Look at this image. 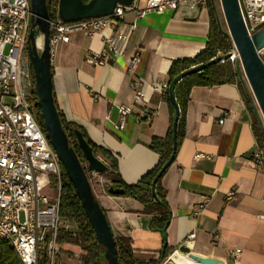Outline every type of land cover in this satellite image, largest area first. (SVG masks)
Segmentation results:
<instances>
[{"label": "crops", "instance_id": "crops-1", "mask_svg": "<svg viewBox=\"0 0 264 264\" xmlns=\"http://www.w3.org/2000/svg\"><path fill=\"white\" fill-rule=\"evenodd\" d=\"M144 2L133 0L119 19L116 25L127 37L120 54L110 56L107 63L92 64L85 57L101 51L104 35L116 25L92 35L72 30L67 33L68 40L54 43L50 54L58 111L117 159L118 171L127 184L137 181L157 162L158 154L148 143L153 136H164L168 128V104L153 84L167 81L174 59L193 57L202 50L209 30L206 8L191 16L179 8L138 17L136 9ZM134 52L139 53V61L129 69L127 60ZM136 77L143 80L144 97L139 101H134L131 88ZM242 79V87L251 95ZM243 88L237 83L191 88L184 137L161 177L171 213L168 246L176 249L185 241L193 251L222 264H233L234 249L240 250L234 264H264V170L252 161L256 140ZM119 105L131 108L122 128L115 127ZM152 110L156 114L151 116ZM229 191L234 193L228 199ZM94 195L113 235L129 237L135 256L147 259L158 255L161 236L149 229V215L140 212L138 201L109 195L101 186ZM191 232L194 237L188 239ZM63 260L79 264L66 254Z\"/></svg>", "mask_w": 264, "mask_h": 264}, {"label": "built area", "instance_id": "built-area-1", "mask_svg": "<svg viewBox=\"0 0 264 264\" xmlns=\"http://www.w3.org/2000/svg\"><path fill=\"white\" fill-rule=\"evenodd\" d=\"M238 4L251 35L264 25V0H238ZM206 5L207 0H145L136 9V15L183 8L191 16ZM130 7L116 4L110 14L73 21H62L58 16L49 19L50 54L58 39L68 40V32L81 30L92 35L105 27H113ZM30 21L29 0H0V241L14 250L20 264H65V254L81 264V248L59 241V233L74 229V224L60 214L62 165L36 115L37 96L27 55ZM126 37L127 32L116 25L109 35H104L101 51L87 54L85 60L96 65L107 63L110 56L120 54V45ZM226 60L233 64L239 62L233 43ZM138 61L139 53L134 52L127 60L128 68L133 69ZM142 85L140 77L132 81L134 101L144 97ZM167 86V81H157L153 89L163 93ZM130 110L127 105L118 106L120 117L116 128H122ZM154 114L156 111L152 110L150 115ZM252 161L257 168L264 167V152L257 143ZM88 173L98 186L103 188L107 183L99 173ZM233 193L229 191L226 198H231ZM193 237V232L187 235L188 239ZM239 251H232L233 264Z\"/></svg>", "mask_w": 264, "mask_h": 264}, {"label": "trees", "instance_id": "trees-1", "mask_svg": "<svg viewBox=\"0 0 264 264\" xmlns=\"http://www.w3.org/2000/svg\"><path fill=\"white\" fill-rule=\"evenodd\" d=\"M46 2L50 19L57 17L56 7L58 0H46ZM206 8L209 16V30L204 48L193 57L174 59L167 70L168 86L163 91L162 95L168 104V128L164 136H153L150 139L148 147L158 154V159L137 181L131 184L125 183L118 171L117 159L105 148L91 141L79 126L65 121L62 114L58 111L61 124L68 137V142L74 148L86 174H88L89 170L83 164L85 158L81 148L77 144L74 134L75 129L80 130L86 142L91 147L93 155L106 165V170L99 173L107 180V183L103 185V190L108 193L107 188L109 186L113 188H122L124 192L118 196L130 197L138 201L142 206L140 212L149 215V229L159 232L161 236L162 246L158 255L147 259H141L134 255L129 237L114 236L118 264H161L175 249L168 246L166 242V230L171 213L166 201V191L161 184V177L164 172L159 176L157 175L167 159L172 154L175 155L177 147L184 137L185 112L191 88L196 85H215L221 83H237L243 88L244 82L241 77L242 73L239 64H233L229 60H226V54L231 47L232 41L227 30L219 23L216 1L207 0ZM260 56L264 61V48ZM221 59L224 60L220 61ZM199 64H205L201 70L185 76H180L183 71ZM30 67L32 70L31 63ZM243 89L244 101L251 117L252 131L257 145L264 152V126L257 114L253 98L246 87ZM171 96L177 104V114L172 105ZM36 115L43 128L42 117L38 105L36 107ZM175 117H177L176 146L175 149H173L172 134ZM61 179L62 188L59 199V211L64 218L74 224V229L61 231L59 233V241L71 242L81 248V264H107V261L102 255L103 248L96 240L93 228L63 167ZM0 264H20L14 250L4 241H0Z\"/></svg>", "mask_w": 264, "mask_h": 264}, {"label": "water", "instance_id": "water-1", "mask_svg": "<svg viewBox=\"0 0 264 264\" xmlns=\"http://www.w3.org/2000/svg\"><path fill=\"white\" fill-rule=\"evenodd\" d=\"M133 0H58L56 13L62 21H73L112 13L116 4L130 5ZM31 21L27 40V55L32 65L36 104L39 107L43 129L52 148L72 183L86 216L93 228L97 242L103 248V257L107 264H118L114 235L103 208L96 199L85 169L74 148L69 144L67 134L61 124L58 109L52 93V74L50 63V28L46 0H29ZM227 32L234 44L241 69L264 122V61L260 51L264 48V25L253 34H249L244 25L238 0H219ZM40 39V42L38 40ZM205 64H199L183 71L180 76L201 70ZM175 113L178 112L174 98L170 97ZM176 118L173 123V149L176 146ZM77 144L81 148L87 169L97 173L106 170V165L93 155L80 130L75 129ZM172 154L161 167L157 176L162 174L173 161ZM110 194H123L122 188L109 186ZM176 252L186 255L200 264H222L219 259L202 255L191 249L187 242L178 245Z\"/></svg>", "mask_w": 264, "mask_h": 264}, {"label": "rangeland", "instance_id": "rangeland-1", "mask_svg": "<svg viewBox=\"0 0 264 264\" xmlns=\"http://www.w3.org/2000/svg\"><path fill=\"white\" fill-rule=\"evenodd\" d=\"M215 1H216V6H217V15H218V18H219V23L222 25L223 28H225V29L227 30V27H226V24H225V21H224V18H223V14H222V11H221V7H220V4H219V0H215ZM262 50H263V49H262ZM262 50L260 51V53H262ZM236 63L239 64L240 62L237 61ZM239 67H240V66H239ZM240 69H241V68H240ZM241 73H242V74H241V77H243V78L245 79L242 70H241ZM245 81H246V79H245ZM246 83H247V82H246ZM251 96H252V94H251ZM252 98H253V96H252ZM31 100L33 101V98H32V97H31ZM253 101H254V103H255L254 98H253ZM255 105H256V103H255ZM256 110H257V114H258L259 118L261 119L262 124H263V126H264V122H263L262 116H261V114H260V112H259V108L257 107V105H256ZM83 164H84V166H87L86 161L83 162ZM87 175H88L89 182H90V185H91L92 190H93V191H96V190L98 189V184L95 183V181L91 178V175H90L89 173H88ZM176 250H177V248L174 249V250L172 251V253H173L174 251H176ZM62 252H63V251H62ZM63 253H65V252H63ZM172 253L169 254L165 260H169V261H171V264H174L176 261H179V260H180V257H179L178 255H176V254L172 255ZM172 256H173V257H172Z\"/></svg>", "mask_w": 264, "mask_h": 264}, {"label": "bare ground", "instance_id": "bare-ground-1", "mask_svg": "<svg viewBox=\"0 0 264 264\" xmlns=\"http://www.w3.org/2000/svg\"><path fill=\"white\" fill-rule=\"evenodd\" d=\"M38 42H40V39L38 40ZM174 254H176V255H178L180 257V260L176 261L175 264H200L199 262L191 260L186 255H179L177 252H175Z\"/></svg>", "mask_w": 264, "mask_h": 264}]
</instances>
